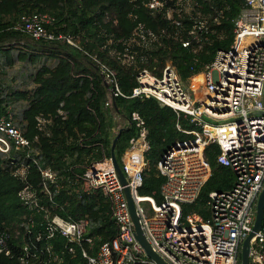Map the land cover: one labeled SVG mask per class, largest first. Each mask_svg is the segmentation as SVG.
Masks as SVG:
<instances>
[{"label":"trees","instance_id":"trees-1","mask_svg":"<svg viewBox=\"0 0 264 264\" xmlns=\"http://www.w3.org/2000/svg\"><path fill=\"white\" fill-rule=\"evenodd\" d=\"M161 1L160 7L150 9L145 5L146 0H0V57L4 56L11 64L10 52L19 48L17 58L21 61L35 64L42 58L56 59L52 66L43 60L30 72V89L4 94L0 88V114L11 99L26 101L16 125L30 139L31 149L29 156L25 155L29 148L0 152V228H7L12 235L8 241L11 253H0V264H23L19 260L22 236L29 242L31 252L36 250L41 252V257L46 256L47 240H35L36 233L43 229L45 212L30 209L22 201L19 191L25 186L34 191L47 214L57 213L65 218L85 215L86 235L99 236L97 242L113 237L116 227L107 199L101 193L69 191L80 189L73 179L82 175L87 166L103 155L110 156L111 143L119 129L114 152L121 164L124 150L141 129L131 118L132 112L144 120L149 145L139 190L143 195L153 193L158 201L161 199L159 190L165 177L156 167L158 159L175 141L193 136L179 130L176 122L181 129L198 127L153 97L130 96L137 85L136 75L147 68L160 76L166 62L174 66L183 80L200 71L213 60L218 49L230 46L234 20L245 6L244 0ZM30 12L52 14L55 19L50 30L70 36L80 47L58 39H33L16 29L19 16ZM196 20L204 21V26L197 28L194 39L190 30ZM139 24L143 25L146 40L135 43L130 38ZM183 40H189L190 44L183 46ZM91 55L115 70L125 94L114 97L110 106L104 105L108 86L99 71V63ZM114 115L121 117L119 125L113 120ZM218 152L219 146L214 142L204 147L211 173L195 202L185 205L183 213L191 210L208 218L205 204L209 192L225 190L233 184L234 174L217 161ZM21 166L23 171H19ZM39 166H49L56 172L60 188L55 191V185L50 183L49 189L59 207L51 204L43 190ZM69 179L74 183L68 185ZM27 228L29 232L25 233ZM15 229L20 231L17 237ZM50 241L54 251L63 249L62 259L52 264L83 263L78 246L75 245L73 255L64 247V237L56 235Z\"/></svg>","mask_w":264,"mask_h":264},{"label":"built area","instance_id":"built-area-1","mask_svg":"<svg viewBox=\"0 0 264 264\" xmlns=\"http://www.w3.org/2000/svg\"><path fill=\"white\" fill-rule=\"evenodd\" d=\"M244 3L234 20L232 43L228 48L218 49L213 60L200 71L183 80L174 66L166 62L160 76L147 68L136 75L137 85L130 96L153 97L161 105L175 110L178 117L182 114L198 127L183 129L192 134V138L175 141L158 159L156 167L165 177L159 190L161 199L158 201L153 193H138L149 145L144 120L132 112L131 118L141 129L121 156L120 167L126 183H121L110 157L105 156L87 166L74 180L83 192L101 193L107 199L116 227L113 237L97 242L99 236L86 235L88 218L85 215L65 218L57 213L47 214L45 205L39 202L31 188L25 186L19 191L22 201L30 209L45 212L41 222L43 229L36 233L35 240L47 241L44 246L46 256L41 257V252L30 251L29 242L22 236L21 263L60 261L63 249L54 251L50 241L60 235L66 239L64 247L73 255L75 245L79 247L82 264H157L134 236V223L123 190L127 186L146 241L167 264H240L241 244L252 231L256 200L264 184V0H244ZM145 5L157 9L162 1L146 0ZM54 19L49 12L23 13L15 28L33 39H58L79 48L78 42L70 36L50 30ZM203 26L202 20L193 22L190 33L194 39H197V28ZM145 40L143 25L139 24L130 41ZM189 44V40L182 41L183 46ZM112 53L118 54L115 50ZM119 56L124 58L123 54ZM92 57L99 63V71L108 86L104 105L110 106L114 97L125 94L115 70ZM198 93L202 96L198 97ZM213 142L219 146L217 161L232 170L234 183L228 190L209 192L206 201L209 217L205 219L195 211L183 213V207L195 202L210 175L204 147ZM29 147L30 139L17 127L12 111L6 108L0 114V152ZM30 151L29 148L25 155L29 156ZM104 160L110 163L107 167H93ZM23 170L24 166H21L19 171ZM39 173L51 204L59 207L49 189L50 183L55 185V191L60 188L56 172L49 166H39ZM141 201L149 203L151 216L147 215ZM33 223L30 220V224ZM18 235L20 231L15 229L14 236ZM11 237L7 228H0V253H11L8 244ZM248 258L249 264H264V231L259 230L250 237Z\"/></svg>","mask_w":264,"mask_h":264},{"label":"rangeland","instance_id":"rangeland-1","mask_svg":"<svg viewBox=\"0 0 264 264\" xmlns=\"http://www.w3.org/2000/svg\"><path fill=\"white\" fill-rule=\"evenodd\" d=\"M19 48H14L10 52V57L12 59L11 64H8L4 56L0 57V88L3 90L4 94H9L15 90H27L30 89V78L29 74L31 71L38 67V64L44 60L39 59V63L36 62L32 64L28 61H21L17 58V53ZM47 62V59H46ZM48 63L51 65L53 59H49ZM26 101L22 99H11L10 105L7 109L12 111L14 122L21 116V110L25 106ZM140 195H143L140 190H138ZM141 206L144 208L148 216H151L150 205L146 201H141Z\"/></svg>","mask_w":264,"mask_h":264},{"label":"water","instance_id":"water-1","mask_svg":"<svg viewBox=\"0 0 264 264\" xmlns=\"http://www.w3.org/2000/svg\"><path fill=\"white\" fill-rule=\"evenodd\" d=\"M121 129L118 130L117 134L114 136L111 147H110V159L113 165V168L115 172L118 175L119 180L122 184L126 183L125 176L121 170L120 164L118 163L115 152H114V146L115 142L117 140L118 134L120 133ZM124 194L127 200L129 212L131 215V218L134 223V236L138 240V242L142 245L144 248L146 254L151 257L153 260L156 261L157 264H167L165 261H163L155 252L151 250V247L149 243L146 241L143 232L140 227L139 218L136 214L135 210V204L133 202V198L131 197L129 193V188L127 186L124 187ZM264 214V184L262 189L260 190L257 201H256V212H255V220L254 225L252 228V231L245 237V239L242 241L241 248H240V264H249V258H248V245H249V239L250 237L257 231H259L262 228V218Z\"/></svg>","mask_w":264,"mask_h":264},{"label":"crops","instance_id":"crops-1","mask_svg":"<svg viewBox=\"0 0 264 264\" xmlns=\"http://www.w3.org/2000/svg\"><path fill=\"white\" fill-rule=\"evenodd\" d=\"M49 59H51V58H47V62H46V59L44 60V63H46V64H48V65H50L49 63H48V60ZM56 63V59H54L53 58V63L50 65V66H52V65H54ZM186 118V117H185ZM177 119H178V117H177ZM113 120L114 121H117V123H118V125H119V123H121V117L120 116H117V115H114L113 116ZM189 120V119H188ZM176 126H177V128L179 129L180 127H179V124H178V121L176 122ZM116 127V126H115ZM112 128L113 130H115L116 128ZM184 130H187V129H184ZM183 129H182V131H184ZM103 156H105V155H103ZM103 156H102V158H103ZM106 157V156H105ZM101 158V159H102ZM100 159V160H101ZM206 159V158H205ZM96 161H99V160H96ZM93 162H95V161H93ZM92 162V163H93ZM209 164V163H208ZM210 167V166H209ZM210 173H211V170H210ZM75 179H73V181H74ZM206 181V180H205ZM67 183H68V185L69 184H71V183H74V182H72V180L71 179H69V180H67ZM233 183H234V181H233ZM233 185V184H232ZM232 185H231V187H232ZM230 187V188H231ZM230 188H228V189H230ZM228 189H225V190H228ZM74 192V193H78L79 191L80 192H83L82 190H80V189H76V191L74 190V189H72V190H70L69 192ZM84 193H86V192H84ZM87 194H89V193H87ZM257 201V200H256ZM206 205V209L208 210V217H209V207H208V205L207 204H205ZM255 212H256V205H255ZM197 213V212H196ZM255 220V219H254ZM260 230H262V228L260 229ZM262 231H264V230H262Z\"/></svg>","mask_w":264,"mask_h":264},{"label":"bare ground","instance_id":"bare-ground-1","mask_svg":"<svg viewBox=\"0 0 264 264\" xmlns=\"http://www.w3.org/2000/svg\"><path fill=\"white\" fill-rule=\"evenodd\" d=\"M202 94L201 93H198V97H201ZM109 161L108 160H104L100 163H96L94 164L95 166H93L94 168H102V167H107L109 165Z\"/></svg>","mask_w":264,"mask_h":264}]
</instances>
